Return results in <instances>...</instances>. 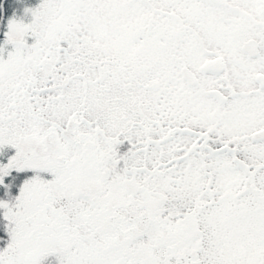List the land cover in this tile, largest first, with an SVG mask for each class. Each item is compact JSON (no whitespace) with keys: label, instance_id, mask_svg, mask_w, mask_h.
<instances>
[{"label":"snow or ice","instance_id":"6c2138e0","mask_svg":"<svg viewBox=\"0 0 264 264\" xmlns=\"http://www.w3.org/2000/svg\"><path fill=\"white\" fill-rule=\"evenodd\" d=\"M23 16L0 34V264H264V0Z\"/></svg>","mask_w":264,"mask_h":264},{"label":"trees","instance_id":"16d2710c","mask_svg":"<svg viewBox=\"0 0 264 264\" xmlns=\"http://www.w3.org/2000/svg\"><path fill=\"white\" fill-rule=\"evenodd\" d=\"M37 2L38 0H0V34H2L10 16L13 14L18 17L23 16V8L35 5ZM23 18L28 19L26 16Z\"/></svg>","mask_w":264,"mask_h":264}]
</instances>
